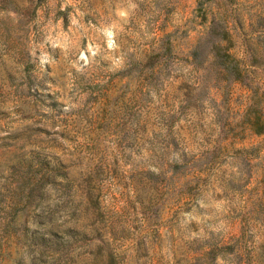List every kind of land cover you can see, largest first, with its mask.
<instances>
[{"label": "rangeland", "instance_id": "374dc122", "mask_svg": "<svg viewBox=\"0 0 264 264\" xmlns=\"http://www.w3.org/2000/svg\"><path fill=\"white\" fill-rule=\"evenodd\" d=\"M217 17L240 79L189 55ZM248 47L264 0H0V264H264Z\"/></svg>", "mask_w": 264, "mask_h": 264}, {"label": "trees", "instance_id": "16d2710c", "mask_svg": "<svg viewBox=\"0 0 264 264\" xmlns=\"http://www.w3.org/2000/svg\"><path fill=\"white\" fill-rule=\"evenodd\" d=\"M231 46V32L227 24H224V22L217 17L214 18L203 38L190 50L189 55L193 61L199 64L208 63V66L213 67L216 71V78H231L236 80L244 77V73H242L238 63L230 59L231 52L229 48ZM263 51L264 49L256 54L257 52L251 50V48L249 49V47L246 50L248 58L250 55L253 59L256 57L257 59L264 60L262 58L264 55ZM160 55H162V53H160ZM247 120L256 132L264 131V121L251 117L247 118Z\"/></svg>", "mask_w": 264, "mask_h": 264}]
</instances>
